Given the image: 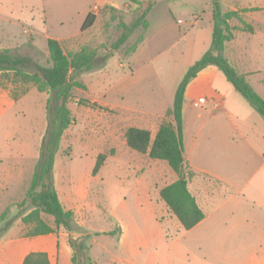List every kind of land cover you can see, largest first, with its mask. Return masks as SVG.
Wrapping results in <instances>:
<instances>
[{
    "label": "crops",
    "instance_id": "1",
    "mask_svg": "<svg viewBox=\"0 0 264 264\" xmlns=\"http://www.w3.org/2000/svg\"><path fill=\"white\" fill-rule=\"evenodd\" d=\"M67 1L85 4L80 10V18L83 16V19L77 24L79 31L88 13L95 16L93 25L83 32L93 29L98 21V11L94 12L86 4L118 7L107 0ZM22 4L24 6L19 9L25 8L27 3ZM219 4L222 12L233 11L239 15V20L233 18L228 21L234 31L233 38L224 44L223 56L238 74L245 75L247 83L264 100V0H219ZM206 11L195 13L191 16L192 21L186 23L194 33L196 27L204 28L189 49L191 55L198 52L197 58L209 49L211 43L213 20L210 3ZM242 23L250 26L252 32L242 31ZM176 27L179 32L178 23L169 31L176 32ZM44 38L46 41L49 39ZM144 43L143 39L140 45ZM190 66L191 63L184 66L183 75ZM131 72L142 79L150 78L152 74L151 69L145 66ZM220 73L212 65L201 70L186 86L181 112L183 158L192 172L187 189L204 218L187 231L175 223L173 236H168L167 225L158 223L150 211L153 209L152 201L134 195V204L143 218L138 223L145 225L150 218L159 232L141 229L135 221L134 226L120 225L121 235H108L117 236V242L124 247L126 264H264V118L245 106L242 96L227 81L225 84L219 78ZM180 78L170 85L166 93L162 85L157 95L149 93L147 99L152 102L149 108L90 100V103H101L105 109L83 107L80 110L81 133L71 134L73 142L95 148L99 151L98 156L103 150L102 138L97 134L103 132L109 141V149L114 152L110 162L127 163L134 151L126 146L125 130L130 127L145 129L153 139L162 121L172 123L171 116H166V113L172 108ZM150 97H154L153 100ZM199 98H203L204 103L195 105ZM20 100L14 101L8 91L0 90V114ZM40 109L44 120L42 105ZM90 125H93V130H88ZM98 127L99 132L96 131ZM88 133L94 135L93 142H90L92 137ZM124 150L128 151L125 155ZM73 159L68 156L67 161L71 163ZM37 162L38 157L25 154L0 157V215L24 200ZM236 162L243 167L240 172L233 173L229 169L231 163ZM74 174L61 172L54 158L52 178L58 199L64 210L72 212L73 222L81 227L86 211L97 204L99 188L98 191L96 189L100 186V176L98 181L92 182L91 172ZM158 201L162 208L165 204L160 200L159 192ZM51 221L48 224L53 228ZM31 231L32 225L22 223L19 218L0 235V264H23L28 255L38 253L47 256L48 264H72L69 233L62 228L41 235H32Z\"/></svg>",
    "mask_w": 264,
    "mask_h": 264
},
{
    "label": "rangeland",
    "instance_id": "2",
    "mask_svg": "<svg viewBox=\"0 0 264 264\" xmlns=\"http://www.w3.org/2000/svg\"><path fill=\"white\" fill-rule=\"evenodd\" d=\"M107 1L118 6L117 9L106 4H86L94 12L98 11V21L90 31L80 32L77 24L83 19V16L80 18V10L85 7L84 2L0 0V49H10L17 55L30 57L42 66H47L48 61L44 36L58 39L65 53H75L81 47L96 51L95 69L74 76V79L82 82L85 87L74 88L71 92L68 108L74 124L64 132L65 136L61 139L55 154L61 172L75 173L74 176L90 174L99 153L95 148L79 146L73 142L72 135L81 133L78 116L80 110L83 107L104 110L105 107L101 104L104 102L123 107L149 108V104L152 103L147 99L149 93L157 95L161 85L166 88L164 89L166 93L171 84L177 82L179 77L183 78L184 66L187 63L192 65L200 58L196 56L198 52L191 55L189 49L194 39L204 32V28L196 27L194 33L186 23L192 21L191 16L195 13H206L210 3V0H151L154 7L147 16L149 27L143 33L145 43L142 46L139 44L134 53H129V48L142 35L141 29L132 33L117 51L112 50L111 45L121 32L117 27L118 23L124 22L129 25L134 20L137 9L127 0L125 3L124 0ZM138 1L144 4L149 0ZM22 3L27 4L25 8L19 9L20 6H24ZM123 3L125 6H122ZM202 16L204 18V15ZM177 23L180 27L179 32L176 27L178 34L170 32L169 30H173ZM110 53L112 55L103 63V57ZM144 66L151 69L150 78L142 79L137 73L132 74L131 70L135 71ZM220 76L219 78L228 84L221 73ZM3 82L0 90L8 91L14 101L20 98L21 100L0 114V157L25 154L28 157L39 158V148L46 129L45 107L48 95L37 92L30 84H14L6 80ZM22 91H25V94L19 96ZM15 94L18 96L14 99ZM150 98L153 100L154 97ZM92 99L101 103H90ZM242 100L247 108L254 111L246 99ZM85 101L94 105L86 104ZM40 105L44 109V120ZM93 129V125L88 128ZM98 129L99 127L96 131L99 132ZM88 134L92 137L90 142H93L94 135ZM102 134L104 133L99 132L97 136L102 138L101 149L106 161L101 171L90 177L93 182L98 181L100 176V186L98 185L96 189L98 191L99 188L97 204L84 214L83 226L72 223L73 231L69 235L84 244L92 263L126 264L124 260L127 253L115 237L121 235L120 225L134 226L135 221L138 223L143 219L134 204V195L152 201L153 209L150 211L155 214L158 223L167 225V235L173 236L172 226L179 223L165 205L162 208L159 206L158 192L173 182L176 176L165 162L151 160L147 155L136 152H132L133 156L127 163L110 162V156L114 152L109 149V141ZM127 150H124L123 155ZM69 153L70 155H67ZM68 156L74 158L73 162L67 161ZM242 167L241 163H231L229 170L238 173ZM126 171L131 174L126 175ZM90 185L92 187V183ZM27 212V204L10 208L5 219L0 221V235L9 220ZM43 219L47 223L51 221V218L45 215ZM149 220L150 222L145 225L138 223L139 228L150 231L155 229L159 232L158 226L152 219ZM110 231L117 236L109 237L107 233Z\"/></svg>",
    "mask_w": 264,
    "mask_h": 264
},
{
    "label": "trees",
    "instance_id": "3",
    "mask_svg": "<svg viewBox=\"0 0 264 264\" xmlns=\"http://www.w3.org/2000/svg\"><path fill=\"white\" fill-rule=\"evenodd\" d=\"M135 5L134 20L129 24L119 22L117 27L121 30L111 49L117 51L125 44L129 36L141 29L135 43L129 48L134 53L143 40V33L148 27L147 16L151 12L154 2L151 0L141 4L138 0H128ZM213 28L209 49L194 62L185 72L174 93L172 108L166 113L171 116L172 123L162 121L154 138L149 131L135 127L127 128L124 132L126 146L131 151L147 155L154 161L165 162L176 176V179L159 190V198L177 219L182 229L187 231L197 225L204 215L187 189V182L192 177L183 158L181 112L184 93L188 83L207 66H215L224 76L225 80L238 92L250 106L264 118V100L247 83L245 75L238 74L223 56L226 42L233 38L234 28L228 21L238 19L237 12H222L219 0H210ZM95 21L93 13H88L80 31L89 29ZM242 31L251 33L252 28L242 23ZM48 53L47 66H42L30 57L15 54L10 49H0V87L3 81L32 85L37 92L48 95L46 101V129L39 148V158L34 170L30 185L24 200L18 205L28 206V213L9 220L2 233L12 225L16 219L22 223L32 225V235H41L54 232L62 228L67 233L73 231V214L64 210L53 185L52 170L55 154L59 149L64 132L74 124L68 103L74 88L84 89V85L75 80L74 76L90 72L95 69L94 62L97 54L94 49L81 47L75 53H65L61 44L55 39H47ZM103 57V63L111 56ZM11 76V78H9ZM25 91L19 93L24 95ZM14 99L18 95H13ZM86 104H90L86 102ZM93 106L94 104H90ZM105 154L97 156L91 175L95 176L103 167ZM8 210L0 215V221L6 217ZM51 218L52 227L43 219ZM107 235H113V232ZM69 244L73 251L72 264H93L85 251V246L76 239L69 237ZM23 264H48L45 254H30Z\"/></svg>",
    "mask_w": 264,
    "mask_h": 264
},
{
    "label": "built area",
    "instance_id": "4",
    "mask_svg": "<svg viewBox=\"0 0 264 264\" xmlns=\"http://www.w3.org/2000/svg\"><path fill=\"white\" fill-rule=\"evenodd\" d=\"M204 103V99L203 98H199L194 104L195 105H200Z\"/></svg>",
    "mask_w": 264,
    "mask_h": 264
}]
</instances>
